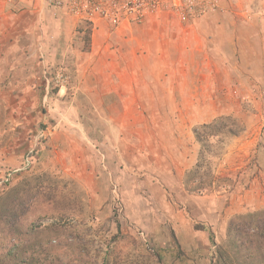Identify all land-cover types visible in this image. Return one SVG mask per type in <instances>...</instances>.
Listing matches in <instances>:
<instances>
[{
	"label": "rangeland",
	"instance_id": "rangeland-1",
	"mask_svg": "<svg viewBox=\"0 0 264 264\" xmlns=\"http://www.w3.org/2000/svg\"><path fill=\"white\" fill-rule=\"evenodd\" d=\"M1 3L0 180L12 177L0 199L31 180L37 201L30 222L41 228L45 244L36 264H215L230 223L264 211V58L242 62L198 51L206 32L161 12L128 24L139 28L153 19L163 26L138 32L155 42L147 59H139L140 48L130 62L142 86L131 95L140 99L122 106L116 93L104 91L101 99L84 89L86 80L99 83L108 65L84 67L79 77L72 58L68 68L61 56L69 45L51 46L49 37L60 35L53 12L44 10V22L33 26L29 12L13 9L16 0ZM77 19L73 46L86 52L91 28ZM43 33L45 52L32 39ZM44 70L64 71L68 83L56 87L51 79L48 88ZM215 122L223 126L200 143L194 130ZM206 149L218 180L190 192L185 176Z\"/></svg>",
	"mask_w": 264,
	"mask_h": 264
},
{
	"label": "crops",
	"instance_id": "crops-1",
	"mask_svg": "<svg viewBox=\"0 0 264 264\" xmlns=\"http://www.w3.org/2000/svg\"><path fill=\"white\" fill-rule=\"evenodd\" d=\"M222 3L224 4L222 14H215L190 23L191 30H199L200 28L206 32L203 40L199 42L197 50L214 55L217 54L220 59L233 57L236 60H242V62L244 60L254 62V60L264 58V48H262L264 47L262 46L264 44V0H222ZM15 4L16 6L13 9L26 10L31 14V25L33 26H39L44 22L41 20L44 10L54 13L55 16L52 19L60 27V35L52 36V38L49 37V42L56 49H60L61 45L64 48L69 45V50L67 49V52L62 50V54H60L64 61L67 60L68 68H70L69 59L72 58L71 64L77 72L75 74H80L81 69L83 71L86 68L101 67L99 63H104L109 66L111 71L104 70L105 72H102L101 70L99 72V83L84 81L85 90L99 92V98L101 99H104L105 94H102L104 91H107L109 94L116 93V99H119L120 105L122 106L136 104V102L131 103V99H140L131 95L132 91L141 90L142 86L137 83L138 81L135 79L137 72L130 68L132 67L130 62L137 59L139 54L136 55V52L140 48L143 51L140 50L139 59H147V54L144 55L145 51H149L148 48L155 41L145 40L148 36L141 37L140 33L143 32L146 34L147 30L163 26L162 24L160 25L158 21L150 19L144 26L139 28L128 25L127 23H124L119 28H112L105 22L96 20L89 25L91 28L90 49L82 52L76 48L77 46H73L74 39L79 33L76 31V23L79 22L77 18L76 20L75 17H65L61 9H55L49 6L45 0H16ZM24 12L22 11L21 15ZM69 21L73 22V25L67 30L63 27L69 24ZM175 25L180 26L178 23ZM180 27L182 29L184 28L182 26ZM43 34H41L42 36H35V38L32 37V39L34 44L41 46L45 52L48 49L45 44L48 41V37L46 33ZM138 35L141 37L140 42L136 43L138 45L133 44L135 39H139ZM150 36L154 35L150 34ZM34 39H36V42ZM171 41L176 40L172 39ZM215 42L218 43L216 44ZM255 43H258V47L260 45L262 50L256 48L253 45ZM136 46L137 48H135ZM45 54L43 53V57L47 59L48 55L46 54L45 56ZM61 56L59 57L61 58ZM35 59L32 53L31 62H35ZM86 59H88L87 62H85ZM123 61L124 63L122 64ZM125 62H129V67L125 66ZM40 63V66L42 65L45 69L48 66L46 65V61ZM221 68L222 66L220 65L219 71ZM33 69L31 67V73H33ZM43 74H45V70ZM79 77H82V73ZM114 77L118 79L117 83L112 80ZM102 79L103 82L101 83ZM195 82L194 80L193 83ZM143 83L145 85L144 88H146L147 80ZM211 86L213 87V83H211Z\"/></svg>",
	"mask_w": 264,
	"mask_h": 264
},
{
	"label": "trees",
	"instance_id": "trees-1",
	"mask_svg": "<svg viewBox=\"0 0 264 264\" xmlns=\"http://www.w3.org/2000/svg\"><path fill=\"white\" fill-rule=\"evenodd\" d=\"M216 125L220 123L195 129L196 139L204 143L205 137L211 136L207 132L215 129ZM229 133L235 135L231 130ZM206 150V154H201L202 162L185 176L184 186L190 192L211 189L218 180L206 160V155H210V151ZM10 183L11 180L0 186V190ZM36 201V196L31 200V180L25 181L0 199V264H36L35 258L45 246L40 239L43 235L41 228L30 222L29 214ZM208 231L210 240L215 245L214 234L211 230ZM32 238L35 239L33 243ZM214 261L215 264H264V211L240 216L232 221L228 244L217 247Z\"/></svg>",
	"mask_w": 264,
	"mask_h": 264
},
{
	"label": "built area",
	"instance_id": "built-area-1",
	"mask_svg": "<svg viewBox=\"0 0 264 264\" xmlns=\"http://www.w3.org/2000/svg\"><path fill=\"white\" fill-rule=\"evenodd\" d=\"M12 2L13 0H5ZM55 9L66 8L73 16L93 23L96 20L105 22L112 28H119L124 23L141 25L148 18L161 12H170L182 24L215 15L223 10L220 0H45ZM47 86L51 79L56 87L68 82V75L60 70L53 76L45 71ZM30 165V161L28 160ZM19 171V170H18ZM16 171V172H18ZM12 174L0 180V186L10 181Z\"/></svg>",
	"mask_w": 264,
	"mask_h": 264
}]
</instances>
